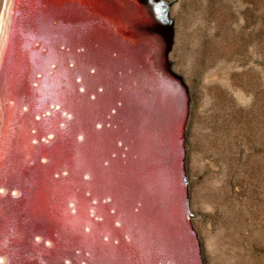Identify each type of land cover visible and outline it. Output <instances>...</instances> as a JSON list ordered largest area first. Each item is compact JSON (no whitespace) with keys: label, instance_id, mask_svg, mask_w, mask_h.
I'll use <instances>...</instances> for the list:
<instances>
[{"label":"water","instance_id":"water-1","mask_svg":"<svg viewBox=\"0 0 264 264\" xmlns=\"http://www.w3.org/2000/svg\"><path fill=\"white\" fill-rule=\"evenodd\" d=\"M160 1L117 0L114 3L124 12L126 23L130 19L139 23L133 26V34L126 31L125 37H142L140 32L150 29L151 34L165 38L162 45H156L151 60L155 65V75L162 83L172 80L179 94L176 93L172 109L168 113L165 111L164 121L159 126L157 123L152 126L150 132L154 126L155 132L142 154L136 155L135 161L140 170V179L137 180L142 192L140 209L143 204H147L148 193L157 190L171 214L175 212V204L177 213L182 209V187L188 185V177L183 176L180 166L184 156L178 153L186 150L185 127L191 101L184 78L168 70L164 64L162 56L165 54L168 60L173 26L171 22H161L152 14L151 8ZM92 2L11 0L6 18L8 22L0 36V264L157 262L158 254L153 255L152 251L159 252L160 248L145 245L141 238L134 239L130 245V240L125 239L115 226L116 219L109 213L111 208L90 213L88 207L95 196L84 184L89 178L82 180L74 172L64 171L69 168L68 158L75 156H78L76 160L80 166L86 164L93 172L97 169L96 164L93 166L95 157L99 158L98 164L107 163L104 164L105 172L115 171L120 168L122 152L127 144L110 129L114 128L116 118L109 116L108 108L99 105L100 94L97 91L101 88V92H115L117 95L120 85L92 60V56L86 61L79 53L85 42L99 33L105 40L110 39L118 44L114 35L107 34L103 28L102 31L90 29L98 24L91 11ZM168 27L171 32L167 34L165 28ZM24 79L27 80L25 91ZM54 79L59 86L65 89L69 86L73 92L82 87L83 94L78 93L76 100L78 106L71 105L70 108L71 112L83 111L81 117L86 119L82 124L83 129L61 124V115L66 108L61 105V94L54 90L57 87ZM49 88L53 92L46 93ZM41 92L47 97L48 105L58 104L63 109L53 110L49 118L39 117L42 114L39 100ZM79 99L86 103L82 104ZM89 104L101 109L100 116L89 118L85 113L88 112ZM47 122L52 123L49 125ZM49 133L52 136L46 139ZM106 134L112 138L105 140L108 149L105 144L99 149V143ZM10 143L11 148L8 146ZM129 145L134 146L130 142ZM47 155H50L49 159ZM12 190H15V195L10 193ZM94 207L98 209L100 206L96 204ZM151 210L152 214H160L158 206ZM13 215L15 220L9 222L8 218ZM184 216L188 220L193 217L190 212ZM178 222L183 230L188 231L183 219ZM127 236L131 239L128 232ZM176 242V252L179 254L176 262L200 264L193 240L191 243L186 241L193 246H188L189 252L184 247V241ZM173 257L174 254H171L172 260L169 259L168 264L174 262Z\"/></svg>","mask_w":264,"mask_h":264},{"label":"rangeland","instance_id":"rangeland-1","mask_svg":"<svg viewBox=\"0 0 264 264\" xmlns=\"http://www.w3.org/2000/svg\"><path fill=\"white\" fill-rule=\"evenodd\" d=\"M170 1L174 24L168 53L185 70L182 77L191 93L185 162L203 264H236L240 257L243 264H264V233L262 239L252 235L264 232V75L259 72L264 69V0H247L240 23L247 35L256 26L262 32L240 37L235 46L227 0H210L203 17L197 0ZM223 58L241 69L227 87L206 76L207 66ZM241 90L243 103L236 97ZM217 196L222 207L214 204ZM207 238L214 239L212 245H206Z\"/></svg>","mask_w":264,"mask_h":264},{"label":"bare ground","instance_id":"bare-ground-1","mask_svg":"<svg viewBox=\"0 0 264 264\" xmlns=\"http://www.w3.org/2000/svg\"><path fill=\"white\" fill-rule=\"evenodd\" d=\"M114 1L117 0H93L91 3V6H93L91 11L94 15V21L98 24H94L96 27L93 28V26L90 27V29L98 31L103 28L107 34L114 35L118 44L116 45V43L110 39L105 40L99 33L96 36H91L90 41L88 40V42H85L79 53L83 55V58H85L86 61H89V58H91L90 56H92V60L95 61L97 65L104 70V72L106 71L109 77L115 80L116 84L120 85L117 90V95L115 92L107 93L101 92V88L97 89L100 94L99 105L103 108H108L110 110L109 116L113 115V117L116 118L114 128L110 129H113L118 136L127 142L122 152V159H120V168L115 169V171L113 170L112 172H105L104 164L106 165L107 163L103 162V164H98L97 161L99 158L95 157L93 166L96 164L97 169L93 172V170H91L90 167H87L86 164H84V166H80V163L76 160L78 156H75L68 158L69 168H65L64 171L66 172L70 170L82 180H87L89 178V181L84 184L88 187L89 191L93 192V195L95 196L91 200L88 207L91 214H94L93 212H95V210H97L96 213H98L102 208H106L107 210V207H109L111 208L109 213L111 216L115 217L114 219H116L114 220L115 226L120 229L125 239L128 241L130 240V245H132L134 239L141 238L145 245L154 246L156 249L160 248L159 252H153L151 250L153 255L155 253L158 254L156 264H168L167 262L169 259L170 261L172 260L170 258L171 254H174V262L172 264H179V262H176L179 258V254L176 252L178 245L176 242L177 240L185 242L184 247L188 252V246L190 248H193V246L192 244H190V246L186 241L190 242L193 240L195 249L198 251V262L203 264L200 237L192 223V218L188 220L187 217L185 218L184 216L186 212L191 213L189 206V192L187 188L188 185H184L182 187L184 194L183 206L179 213H177L178 207L175 204L173 205L175 207V212H171L170 214V211L166 209V203L164 202L162 195H160L157 190H151L150 194L148 193V202L146 205L142 203L143 207L141 206L140 209V201L142 200V195L140 194H142V192L137 184V180L140 179V170L136 165L135 157L138 153L141 155L148 145V141L155 132L156 123L157 126H159V124L164 121L163 116L165 115V111L168 113L175 105V99L177 97L176 93L179 94V90L172 80L164 81V84L161 79L155 75V65L151 59L155 54L156 45H162L165 38L161 36L159 37V35L151 34L149 32L150 29H145L144 32H140L142 37H125L126 31H130V34H133V26H136L139 23L134 19L133 21L130 19L126 23V20H124L123 17L124 12L117 8ZM227 1L233 15V25L231 27L235 36L234 46L239 42H237V40H239L240 37L248 38L249 35L255 34V32H262L260 26H256L253 27L252 30H250L249 35H247V33L243 32L242 28H240V23L243 19L241 15L242 10L249 6L247 0H236V3H233L231 0ZM210 2V0H197L199 7L198 14L201 13L202 17L203 13H205L208 9L207 7L210 5ZM10 4L11 0H0V36L3 32L2 30H4L6 26V23L8 22V19L6 20V18H8ZM151 9L152 14L157 16L161 22H171V25L173 26L174 19L171 16L170 0H161ZM165 32L167 34L170 33V28H165ZM244 43H241V47ZM250 50L251 49L248 48V51ZM163 55L164 64L168 70H172L175 74L185 76L186 72L180 67V65L177 64L178 62L175 59L174 53L167 54L169 57L168 60L165 57V54ZM232 64L233 61L223 58L211 67L207 66L206 76L214 78L211 80L212 84L214 83L220 85L221 87L230 86V83H234L235 81L233 77L239 72V70H241L240 67H238V69L232 67ZM187 66L188 68L190 67L189 64ZM218 72L223 73L220 78L215 77ZM259 72H262L264 75V69H259ZM53 81L57 86L56 88L54 87V90L61 94V105L64 106L67 111L63 110L61 115L62 119L60 120L61 124L63 126H68L69 128H72L71 126H80L79 128L83 129L82 124L86 121V119L81 117L83 111L77 110L71 112L70 108L71 105L74 107L78 106L76 100L78 99L77 96L79 94H83L82 87L79 89L75 87L77 90L75 89L74 92H77V94H74L73 90L70 89L69 86L65 89L64 86H59L56 79ZM138 81H140V84H137ZM26 82L27 80L24 79V91ZM168 84L169 86H167ZM180 84L183 85V82L181 81ZM164 85L166 92L164 91ZM183 87L186 92L187 89L185 85H183ZM42 90H44V88H42ZM44 92L39 93L41 108L40 113H42L39 117L49 118L53 110H62L63 107L58 104L53 105L51 103L48 105L49 103L47 102V97ZM51 92L53 91H50V88L46 90V93ZM244 93L245 92H243V90L236 92V97L241 103L246 100ZM79 100H81L80 102L82 104L86 103H83L84 101L82 102V99ZM99 112H101V109L89 104L88 112L86 111L85 113H87L91 119V116H100ZM54 122L55 120L53 121V124ZM48 123L51 125L52 122H47V124ZM154 124L155 126L153 131L150 132ZM96 128H98V125H96ZM51 136L52 133H49L46 139H50ZM182 136L184 137V133ZM109 138L112 139L106 134L101 143H99L98 148H103V144H105V147L108 149L105 140L107 141ZM10 142H12V139H10ZM68 142L71 143L70 141ZM129 142L134 146L129 145ZM8 146L11 148L12 143L8 144ZM77 151L78 149H76V153ZM178 154H182L184 156V158L182 157V160H180L178 155V160H180L181 163V170L183 169V176H187L185 162L186 152L182 150ZM49 156L50 155H47L46 158L48 157L49 159ZM100 165L102 166L99 167ZM9 172H12V170ZM8 179H11L10 175ZM225 184L226 183H223L221 187L223 192L228 191ZM1 191L2 190H0V193ZM10 193L15 195V190L10 191ZM143 199L147 198L143 197ZM214 201V204L216 203L222 207L223 201L220 197H215ZM96 204L100 206L98 209H95L94 207ZM157 206L158 209H160L158 210L160 214H152L151 209L157 208ZM9 218V222H13L15 220L14 215ZM181 219L185 221L188 231H186V229L183 230L181 224H179L180 222L178 221ZM221 222H223V219ZM127 232L131 235V239L128 238ZM221 233L224 234V231ZM263 233L264 232L262 230H257L252 235H256L259 239H262ZM187 234H189V238ZM213 238L206 239L205 242L207 246L212 245V242H214ZM215 242H217L216 239ZM214 248H216V245H214ZM239 249L242 250L241 248ZM187 257H189V254L186 255V259L188 261ZM1 261L2 260L0 259V262ZM236 264H243V258L240 257Z\"/></svg>","mask_w":264,"mask_h":264}]
</instances>
